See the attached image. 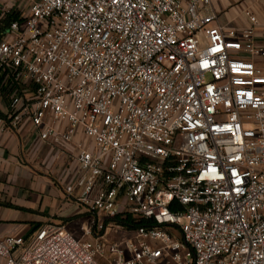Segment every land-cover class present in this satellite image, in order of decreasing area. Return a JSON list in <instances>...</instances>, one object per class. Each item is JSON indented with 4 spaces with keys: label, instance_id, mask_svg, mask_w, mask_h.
Segmentation results:
<instances>
[{
    "label": "built area",
    "instance_id": "2783aa9c",
    "mask_svg": "<svg viewBox=\"0 0 264 264\" xmlns=\"http://www.w3.org/2000/svg\"><path fill=\"white\" fill-rule=\"evenodd\" d=\"M210 5L0 0L8 127L91 143L59 178L90 225L1 237L4 264H264V44Z\"/></svg>",
    "mask_w": 264,
    "mask_h": 264
},
{
    "label": "crops",
    "instance_id": "0c3cea01",
    "mask_svg": "<svg viewBox=\"0 0 264 264\" xmlns=\"http://www.w3.org/2000/svg\"><path fill=\"white\" fill-rule=\"evenodd\" d=\"M210 10L220 25L236 29L250 25L248 12L256 19L257 42L264 44V0H211ZM7 115V100L0 94V238L28 237L48 223L67 228L69 222H63L71 217L91 216L63 194L59 179L76 168L74 145L89 146V140L78 132L73 145L53 147L40 142L28 123L10 129Z\"/></svg>",
    "mask_w": 264,
    "mask_h": 264
},
{
    "label": "rangeland",
    "instance_id": "374dc122",
    "mask_svg": "<svg viewBox=\"0 0 264 264\" xmlns=\"http://www.w3.org/2000/svg\"><path fill=\"white\" fill-rule=\"evenodd\" d=\"M91 220V216L84 214L81 216L71 217L70 219H68V221H64L63 224L69 222L66 229L70 231L74 236H78L79 238L80 236H82L81 227L89 226Z\"/></svg>",
    "mask_w": 264,
    "mask_h": 264
},
{
    "label": "trees",
    "instance_id": "16d2710c",
    "mask_svg": "<svg viewBox=\"0 0 264 264\" xmlns=\"http://www.w3.org/2000/svg\"><path fill=\"white\" fill-rule=\"evenodd\" d=\"M114 222L128 228H135L147 223L144 220H133L131 217L122 218L121 216L115 218Z\"/></svg>",
    "mask_w": 264,
    "mask_h": 264
}]
</instances>
